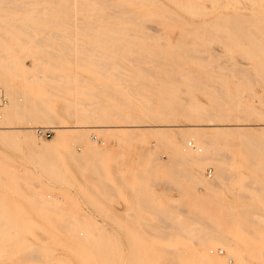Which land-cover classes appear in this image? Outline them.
Listing matches in <instances>:
<instances>
[{
    "label": "rangeland",
    "instance_id": "1",
    "mask_svg": "<svg viewBox=\"0 0 264 264\" xmlns=\"http://www.w3.org/2000/svg\"><path fill=\"white\" fill-rule=\"evenodd\" d=\"M0 92V264H264V0H0Z\"/></svg>",
    "mask_w": 264,
    "mask_h": 264
},
{
    "label": "bare ground",
    "instance_id": "2",
    "mask_svg": "<svg viewBox=\"0 0 264 264\" xmlns=\"http://www.w3.org/2000/svg\"><path fill=\"white\" fill-rule=\"evenodd\" d=\"M115 12V11H114ZM120 12V11H119ZM133 31V30H132ZM43 109V108H42ZM9 113V112H8ZM50 116H51V118L53 117H55L54 116V114H52V113H50L49 114ZM56 129V131H57V135H56V140H57V144H58V147L59 148H62V147H64L66 144H67V142H66V137H67V134H65V131H67V130H70V131H72V130H78L77 131V133H75L76 135H74L75 137H74V140L78 143V142H80V141H85V142H88V136H87V134H85L83 131L85 130V129H88L89 130V128H82V129H80V128H74V129H63L62 127H60V128H55ZM99 130V129H98ZM181 131V130H180ZM183 132V131H182ZM180 133V132H179ZM72 134V133H71ZM135 134V133H134ZM7 135V134H6ZM181 137H180V139L183 141L182 143H184L186 140H185V137L186 136H188V138L190 137V138H192L193 139V141H187L186 142V147H187V149L189 148V147H191L192 149H194L193 151H195V152H199V153H201L200 155H198V156H196V157H190V156H188V157H186L185 158V160H187V161H203L204 162V160H206V159H208L209 158V156H210V152H209V149H210V146H212V143L213 142H215L216 141V138H213V137H206L204 134H201V133H182L181 135H180ZM3 137V136H2ZM9 137V136H8ZM12 138V137H11ZM28 140H33L32 138H29V137H26ZM208 138V139H207ZM4 139H7L6 137L4 138ZM13 139V138H12ZM27 140V141H28ZM69 140H71V139H69ZM220 140V139H219ZM75 141H74V143L73 144H76L75 143ZM90 141H92V139L90 140ZM33 142V141H32ZM34 142H36L35 140H34ZM197 144H195V143ZM72 143V142H71ZM89 143V142H88ZM92 143V142H91ZM69 145H70V143H69ZM93 145V144H92ZM73 146V145H72ZM198 146V147H197ZM42 147V146H41ZM67 147V146H66ZM193 147H195V148H193ZM44 148V147H43ZM87 149H89V148H87ZM91 149V148H90ZM49 150V149H48ZM44 151H46V150H44ZM92 151V150H91ZM190 151H192V150H190ZM188 152H189V149H188ZM209 152V153H208ZM89 150H86V152H85V154H83V156H81V159L82 158H84V156L86 155V154H88L89 155ZM196 155V154H195ZM77 161H80L81 159L80 158H75ZM201 163V162H200ZM191 164H194V163H191ZM202 165V164H201ZM196 166H199V165H196ZM195 166V167H196ZM222 168V167H221ZM198 170H200V169H198ZM196 172V171H195ZM194 172V173H195ZM221 171H218V173H220ZM223 172V171H222ZM197 173V172H196ZM198 174V173H197ZM197 179V178H196ZM198 179H200V178H198ZM201 180V179H200ZM198 181L196 180V182L195 183H197ZM199 183V182H198ZM209 187V186H208ZM207 189V188H206ZM208 192H209V190H207ZM211 191V190H210ZM211 193V192H210Z\"/></svg>",
    "mask_w": 264,
    "mask_h": 264
},
{
    "label": "built area",
    "instance_id": "3",
    "mask_svg": "<svg viewBox=\"0 0 264 264\" xmlns=\"http://www.w3.org/2000/svg\"><path fill=\"white\" fill-rule=\"evenodd\" d=\"M4 100H5V99H4ZM4 100H3L2 95H1V92H0V102H3ZM37 132L40 133L41 136H46V137H48V132H49V131H47V130H45V129L40 128ZM193 148H195V147H193Z\"/></svg>",
    "mask_w": 264,
    "mask_h": 264
}]
</instances>
